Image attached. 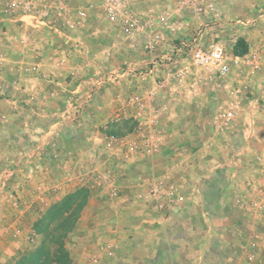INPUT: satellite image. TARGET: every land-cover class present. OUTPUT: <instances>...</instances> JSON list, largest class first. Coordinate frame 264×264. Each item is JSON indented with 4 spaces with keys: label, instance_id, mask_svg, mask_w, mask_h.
<instances>
[{
    "label": "crops",
    "instance_id": "obj_1",
    "mask_svg": "<svg viewBox=\"0 0 264 264\" xmlns=\"http://www.w3.org/2000/svg\"><path fill=\"white\" fill-rule=\"evenodd\" d=\"M71 1L72 4L66 7L61 6L58 0H39L38 7L40 9L42 5L49 4L53 18L61 24L66 19H72L75 9L84 8L97 15L99 8L104 11L108 3V0ZM124 1L125 9L137 15L141 24L138 29L130 31L129 35L123 31L121 23L115 25L107 21V29L101 30L103 20L99 18L91 21L93 25L86 24L87 21H78V29L64 36L45 27L33 28L34 22L29 20L0 14V52L4 55V59L0 60V163L15 164L13 167L17 169L10 179H18L17 173L22 166L23 170L26 168L25 163L31 165V173L24 174L26 180L22 178L20 183L38 179L39 171L36 168H40L43 177L45 174L49 176L47 172L51 161L58 159L61 153L68 155V151L73 148L68 146L67 138L66 142L63 140L64 144H57L64 137L67 123H70L66 119L69 110L65 103L72 96L67 92L71 86L65 87L66 82L63 83L64 79L56 73L63 70L80 71L83 67L99 71L100 66L94 61L88 66L77 63L73 65L69 60L66 61L64 39L66 42L76 41L77 45L92 39V46L104 38L107 43L113 42L108 43L104 50L108 60L106 68L115 65L109 58L117 55L114 41L120 35L131 51H134L130 54L124 48L120 56L129 54L139 60L133 64L138 70H147V57L164 58L172 54L174 44L181 40H191L200 29L205 44L220 42L233 55L236 51H245V54L257 53L264 58V0H214L216 11L199 18H195L190 11H179L176 0ZM166 13H171L173 20L183 26L182 31H173L169 25L163 24L162 18ZM228 30L237 32L236 36L231 38ZM157 38L161 41L155 52L147 51V46L143 45ZM79 52L82 53V50ZM91 53L94 58L101 54L99 49H93ZM59 57L64 61H59ZM183 59L179 60V64L186 66L187 62ZM131 65L123 62L120 69L115 70L119 71V78L127 80L124 85L126 88L130 85L129 76H132V73H128ZM49 72H55V75ZM193 75L200 78L194 87V95L190 93L189 86H192L195 79L190 77L184 84L172 82L171 98L168 100L174 103L171 117L175 122L169 133L173 136L175 133L177 136L179 133L182 136L187 133L189 140L180 136L175 143L160 150L161 156L170 152L169 161L172 166L159 178H169L177 187L178 195L174 197L170 209L158 211L147 197L142 179L135 178L133 183L131 181V188L136 190L132 196L120 200L132 201L129 206L123 207L124 211H128H122V214L135 213L130 207L134 204L139 206L135 213L142 214L138 224L135 223L138 236L134 242L133 239L127 241L124 238L125 243L119 242V247L111 245L112 250L123 247L122 253L117 254L122 255V259L113 256V262L264 264V104L261 106L254 101L258 97L264 103V67L263 71L255 75L249 74L247 70L241 72L233 68L226 90L219 87L216 76L213 77L206 70H193ZM94 77L97 78L89 80L91 86L94 84L99 87L105 82L97 74ZM72 81L71 85L77 84L80 79ZM80 88L77 85L76 91L69 90L70 95L76 96ZM236 88H243L246 98L236 95ZM116 95L114 93V97ZM232 100L238 103V127L222 132L218 129L217 115ZM147 103L151 104L150 101ZM131 105L132 109L135 105V110H132L134 115L139 107L135 103ZM200 106L202 110L196 109ZM146 110L143 113L147 118L162 113V110L157 109H148L149 112ZM79 131L83 133V130ZM158 140L162 148L165 139L158 137ZM57 146L60 152L55 149ZM124 154L117 152L115 156L131 162V157H142ZM84 158L80 157L79 160ZM8 179L5 177L3 186ZM44 179L48 180L47 177ZM216 184L223 185L217 187ZM212 187L218 189L208 191ZM179 197L182 199L179 200ZM240 198L245 202H248L245 199H256L263 207L248 210L237 202ZM110 211L112 217L117 215L114 208ZM121 229L124 232L131 231L129 227ZM146 233H150L149 240L145 239ZM250 253L255 256V261L249 260Z\"/></svg>",
    "mask_w": 264,
    "mask_h": 264
},
{
    "label": "rangeland",
    "instance_id": "obj_2",
    "mask_svg": "<svg viewBox=\"0 0 264 264\" xmlns=\"http://www.w3.org/2000/svg\"><path fill=\"white\" fill-rule=\"evenodd\" d=\"M77 12L78 9H75L71 16V21L76 24L77 28L71 29L66 24H57L64 36L78 29L80 19ZM96 18L103 20L100 29L105 31L108 20L102 8H99L97 15L87 12V18L83 21H87L88 25H93L91 21H95ZM228 33L232 38L236 36L237 32L228 30ZM64 40V50L67 52L66 61L69 60L73 65L82 64V66H88L94 61L99 64L100 70L83 67L80 71L63 70L56 73L61 79H64L63 83L66 82L64 83L65 87L71 86L67 88V92L69 96H72L66 99V101L70 100L65 103V105L68 104L67 110H69L66 113V119L70 123H67L66 130L63 131L64 137L57 144H64L67 138L68 146L73 148L67 150L68 155L61 153L62 155L58 159L51 161L49 172H47L49 176L45 174L48 180L44 179L40 168H36L39 171L38 179L29 183H20V179L26 180L23 177L24 174L31 173V165L25 163L26 168L23 170L22 166L17 173L19 174L18 179L13 180L10 177L17 169L13 167L15 164L1 165L0 163V264L125 263V261H120V263L112 261L115 256L122 259V255L117 256V254L122 253L123 247L112 250L111 245L119 247V242L125 243L124 238L127 241L133 239L134 242L138 236L135 223L138 224L142 214H135L139 210L137 204L130 207L135 213L122 214V211L125 210L123 207L129 206L128 204L132 201H123L120 198L132 196L133 191L136 190L131 188L135 178L158 179L169 171L172 164L169 161V151L162 156L160 152L148 158L131 157L133 162L128 159L124 161L121 158L118 159L115 154L117 152L122 155L126 154L124 149L126 145L115 144L114 149L107 148L106 137L112 135L109 132L113 130V135L119 139L129 137V139L135 140L136 136L131 135L135 126L134 117H132L135 105L132 109L131 104L137 98L146 101V112H149L148 109L162 110V113L154 114L153 112L156 122L158 121L157 128L160 131L158 137L165 139L162 141V151L182 136L180 133L178 136L176 133L175 136L169 133L175 123L171 117L174 103L168 101L171 98L170 89L174 82L163 89L157 87V83L165 79L167 69L161 65L159 69L157 68L158 72L148 73L152 66L151 62L157 60V56L151 59L150 57L146 58L148 64L147 70H143L145 74L129 76L130 85L126 88L124 85L127 80L119 78V71L115 70H119L123 62L136 64L139 60L129 54L124 57L120 56L124 53V48L130 54L134 53L121 35L114 41L117 55L114 58H109L115 62L114 67L110 68H106L108 60L104 50L108 43L113 42L107 43L104 38L92 46L91 42L94 40L88 39L80 46L76 41L68 40L66 42V39ZM142 48L144 49V47ZM93 49L100 50L101 54L98 58L92 57L91 50ZM80 50L82 53L79 52ZM59 58V61H64L61 57ZM49 73L55 75V72ZM96 74L99 79L106 80L107 74H112L115 79L106 80L99 87L94 84L91 86L89 80L97 78L94 77ZM75 79L77 81L80 79V81L71 85L70 83ZM77 85L81 86L79 92L75 93L76 96L70 95L69 90L76 91ZM98 92L100 93L97 95ZM151 92H155L153 99H150ZM114 93L119 96L114 97ZM149 101L151 104L147 103ZM263 104L261 101L260 105L263 106ZM196 109L202 110V107H196ZM77 120L81 122V127L77 125ZM79 130H83V133ZM186 134L182 137L187 141L189 137ZM55 149L60 152L58 146ZM80 157L85 158L79 160ZM5 177L9 179L3 186L2 182ZM113 178L116 180L115 184ZM222 185L216 184L215 186ZM217 187H212L208 191L212 192L218 189ZM115 192H117V196L114 195ZM245 200L250 201L251 198ZM113 208L117 215L112 217L110 210ZM127 211L126 209L124 212ZM121 227H129L132 232H124ZM128 234H130V238ZM145 236V239H150V233H146ZM127 261L129 260L127 259Z\"/></svg>",
    "mask_w": 264,
    "mask_h": 264
},
{
    "label": "built area",
    "instance_id": "obj_3",
    "mask_svg": "<svg viewBox=\"0 0 264 264\" xmlns=\"http://www.w3.org/2000/svg\"><path fill=\"white\" fill-rule=\"evenodd\" d=\"M61 6H70L73 1L71 0H58ZM179 11H190L195 18L205 16L216 11L214 0H176ZM39 0H0V14L5 17L19 18L21 20H29L36 27H45L57 34H62L63 31L58 27L57 19L53 18L49 4L42 5L39 9ZM126 3L124 0H108L104 8L105 16L111 24H122L123 31L128 34L130 31L138 29L141 26L137 15L132 11L126 10ZM87 10L84 8L78 9L77 16L80 20L87 18ZM63 13V11H62ZM63 19H66L64 17ZM164 25H169L173 31H182L183 26L173 20L171 13H166L162 18ZM31 24V23H30ZM31 24V25H32ZM71 29L77 28L76 24L71 20L62 22ZM120 24V25H121ZM32 25V26H33ZM129 35V34H128ZM204 34L200 30L191 40H181L179 43L174 44L172 47V54L166 57H158L157 60L151 62V68L148 73L152 74L158 70L162 65L167 69L165 79L157 83L158 88H166L171 82L184 84L187 78L193 77L192 86H189L190 93L194 95V87L198 84L199 77L193 75V70H206L213 77L216 76V84L224 90L229 88V76L233 68L247 70L249 74L255 75L263 71L264 58L257 53H248L245 55H233L229 50L220 42H213L205 44L203 42ZM160 39H151L146 43L147 50L155 52ZM184 58L187 62L186 66L179 64V60ZM4 59V55L0 52V60ZM183 59V60H184ZM161 63V64H160ZM176 64V65H175ZM175 66V67H174ZM178 66V67H177ZM128 73L138 76H143V70H138L135 65H131ZM158 68V69H157ZM115 77L112 74L106 75L107 81H112ZM105 80V81H106ZM234 93L241 98H246V93L243 88L234 89ZM155 92H151L150 99H153ZM248 98V94H247ZM260 98H256L257 104H260ZM144 99L137 98L133 101L138 105V111L133 115L134 117V130L131 135H135V140L125 137L119 139L115 135L107 137V148L114 149L115 144H125L126 155H139L144 158L152 157L160 153L161 146L159 145L158 134L160 133L157 128L156 117L147 118L143 111L146 109ZM255 103V104H256ZM238 103L232 100L226 107L221 108L217 115L218 129L220 131L236 129L238 127L237 121ZM76 119H78L76 117ZM146 120V121H145ZM77 125L82 126L81 122L77 120ZM130 135V136H131ZM140 140V141H138ZM123 147V146H122ZM128 155V156H129ZM146 188V195L154 203V207L158 211L170 209L174 197L178 195L177 187L170 182L169 178L166 179H151L148 177L140 178ZM264 196V189L262 191ZM117 196V192L114 194ZM178 197V196H177ZM179 200L182 197L178 198ZM241 206H245L248 210H259L263 207L261 202L256 199H251L248 202L243 201L242 198L237 201ZM244 204V205H243ZM249 260H256L255 256L250 253Z\"/></svg>",
    "mask_w": 264,
    "mask_h": 264
},
{
    "label": "trees",
    "instance_id": "obj_4",
    "mask_svg": "<svg viewBox=\"0 0 264 264\" xmlns=\"http://www.w3.org/2000/svg\"><path fill=\"white\" fill-rule=\"evenodd\" d=\"M246 52L245 51H236V52H234V55H240V56H242V55H244ZM109 134H113V130H111L110 132H109Z\"/></svg>",
    "mask_w": 264,
    "mask_h": 264
}]
</instances>
